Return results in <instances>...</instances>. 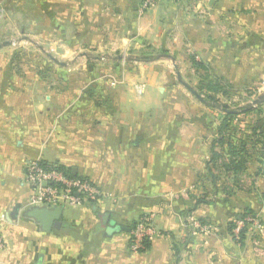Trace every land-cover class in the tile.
I'll return each instance as SVG.
<instances>
[{"label":"crops","instance_id":"obj_1","mask_svg":"<svg viewBox=\"0 0 264 264\" xmlns=\"http://www.w3.org/2000/svg\"><path fill=\"white\" fill-rule=\"evenodd\" d=\"M99 1L109 11L106 29L98 31L108 32L110 21L109 34L121 38L114 50L139 48L142 41L165 51L169 46L183 49L187 40V49L197 55L189 64L203 63L212 70L209 80L220 85L233 65L228 61L244 63V47L253 54L247 68L256 53H264V13L249 28V0H159L142 17L143 0ZM169 4L172 12L164 16ZM180 21L185 29L179 28ZM9 68L0 73V235L6 244L0 264H264V238L257 247L254 236L237 239L230 228L245 210L264 223V109L256 106L249 114L256 117L255 125L233 124L224 135L218 130L226 113L221 108L220 120L209 112L211 121L193 125L187 119L164 133V124L148 127L142 108L100 110L105 106L99 107L97 95L84 92L82 85L69 98L66 92L39 96L36 88H46L40 78H35L37 85L29 79L30 88L22 91ZM223 136L225 141L217 144ZM229 138L240 149L245 142L248 150L239 175L221 167L223 161L211 162L213 147L228 162ZM35 159L90 176L112 197L65 207L58 226L46 231L28 203L32 190L26 165ZM200 198L209 202L197 204ZM149 212L157 214L161 235L145 251L130 250L131 232L108 235L117 225L132 230Z\"/></svg>","mask_w":264,"mask_h":264},{"label":"rangeland","instance_id":"obj_2","mask_svg":"<svg viewBox=\"0 0 264 264\" xmlns=\"http://www.w3.org/2000/svg\"><path fill=\"white\" fill-rule=\"evenodd\" d=\"M108 1L113 0H105ZM170 6L165 7L164 16L172 12ZM103 7H99L97 0H0V43L13 41L10 46L0 49V73L7 71L10 65L9 77L14 78L13 83L19 82L18 89L22 91L30 88V80L35 82V78H40L46 82V88L45 91L43 87L36 88L39 96L47 91L66 92L69 98L78 91V85H82L84 92L97 95L99 107L105 106L100 110L107 108L117 113L124 108H142L147 110L148 127L164 124V133L171 132L170 127L175 128V124H182L187 119L192 120L193 125H199L203 119L211 121L212 117L220 120L218 114L221 113L219 108L210 111L212 108L208 104L202 103L178 82L173 61L167 55L175 58L183 78L191 87L204 99L214 95L219 106L240 110L264 94V53H256L258 57L252 61V67L247 68L253 54L244 47L245 64L228 61L229 66L233 65L225 71L221 88L217 93H210L205 89L208 81H199V77L207 78L212 70L198 66L199 63L189 64L190 57L196 54L187 49V40L180 39L185 45L183 49L169 46L165 51L142 41L139 48L114 50L113 43L121 38L109 34L113 32L108 26L110 21L106 23L108 32L98 31L105 28L103 22L108 16L109 7ZM247 10L245 23L253 29V24L264 13V0H249ZM90 24L93 29H89ZM184 25L180 21L179 28L185 29ZM251 31L247 30L246 34ZM81 53L88 57L80 56ZM50 55L65 65L53 61ZM157 55L165 57L156 59ZM119 56L125 60L118 59ZM56 108L51 109L53 114L59 111L58 105ZM255 122V116L241 114L235 124L251 126Z\"/></svg>","mask_w":264,"mask_h":264},{"label":"built area","instance_id":"obj_3","mask_svg":"<svg viewBox=\"0 0 264 264\" xmlns=\"http://www.w3.org/2000/svg\"><path fill=\"white\" fill-rule=\"evenodd\" d=\"M157 2L159 0H143L139 9V16H144L149 8ZM25 178L32 190L28 202L29 206L32 207H76L112 197L111 194L103 192L89 178L71 176L57 168V165L39 159L27 163ZM156 215L155 212H149L141 216L136 222L130 236V250L132 252H142L146 248L147 241H152L161 235L155 224ZM191 222L197 225L193 219ZM201 228L205 229L203 226ZM245 229H247L248 234L254 236L253 241L258 247L261 239L264 238L263 221L258 216L253 215L237 218L233 229L237 239L240 238V233ZM5 245V240L0 235V251L5 249Z\"/></svg>","mask_w":264,"mask_h":264},{"label":"trees","instance_id":"obj_4","mask_svg":"<svg viewBox=\"0 0 264 264\" xmlns=\"http://www.w3.org/2000/svg\"><path fill=\"white\" fill-rule=\"evenodd\" d=\"M163 53L164 52H162V54ZM144 59L145 58H143V60ZM198 65L202 68L204 67L203 63H199ZM205 80L208 81L207 85H205V89H207L208 91H213V93H217L219 88H221L219 81H213V80H209L208 77L207 78L202 77L201 81H205ZM206 100L208 101V103H206V104H208V106H210L211 108H220L219 104H216V102H215L216 98L214 95H210V96L206 97ZM213 103H215L216 105L214 106ZM263 105H264V101L261 102L260 104H258L257 107H261L259 109H263V107H264ZM247 106H244L243 108H241L239 113H225L224 114L222 121L220 122L219 127H218V130H219V132H221V135H224V132L226 133L227 131L231 130L232 125L235 124V121L238 119L239 115H241V114L249 115L254 110L258 109L256 106L247 109ZM263 134H264V132L260 133V135H263ZM223 140L225 141L224 136H223V138H221V140H217L216 142H217V144H219L220 141H223ZM228 140H230V142H231V144L229 145L230 158H229L228 162L222 160L223 155L221 153L217 152L214 147H213L212 152H211V162L217 163L219 161H223L220 163L221 167H224L225 169L227 168V170L231 169L239 175V173L244 171V169L246 167V163L248 162V157H246V153H245L248 150H247V148H245V142H243V144L241 145L242 148L240 149V148H237V145H235L230 138ZM260 142H262L263 146H264V140L261 139ZM57 168L65 171L67 174H69L71 176H75L74 174L71 173V171H69L68 169H66L62 165L58 164ZM208 202L209 201H207L205 199H201V198L197 200V204L198 203H208ZM246 215L258 216L252 210H245L237 218H243ZM136 222L134 223L132 229L134 228ZM234 227H235V221H233V223H231L230 228L233 230ZM246 233H247V229L243 230L240 233V238H242L244 235H246ZM150 242L151 241L146 242L145 250L150 246ZM145 250H143V251H145Z\"/></svg>","mask_w":264,"mask_h":264},{"label":"water","instance_id":"obj_5","mask_svg":"<svg viewBox=\"0 0 264 264\" xmlns=\"http://www.w3.org/2000/svg\"><path fill=\"white\" fill-rule=\"evenodd\" d=\"M11 44H13V41L9 40V41H5L0 43V49L10 46ZM80 56H86L88 57V55L86 53H81ZM51 59L59 64L65 65V63H62L60 61H58L54 56L50 55ZM162 57H165L164 55H157L156 59H160ZM168 58H170L173 61V66L175 68V74L177 77L178 82L184 86L185 88H187L189 90V92L191 94H193L196 98H198L201 102L203 103H208V101L206 99H204L193 87H191L183 78L181 71L179 69V67L177 66L176 62H175V58L172 56H168ZM118 59H124L125 57L123 56H119L117 57ZM264 101V94L260 95L257 99H255L252 103H250L247 106V109L251 108V107H255L258 104H260L261 102ZM213 105L215 106L216 104L213 103ZM221 110H223L226 113H239V109H230L227 105H223L220 106ZM63 206H54V207H34V209H32L31 214L32 216H34L41 224L42 228L46 231H50L54 226H58V222L60 220V218L62 217V213H63ZM120 231H128L131 232L130 228H125L123 226H114L112 228H109L108 230V235H112L114 233L120 232Z\"/></svg>","mask_w":264,"mask_h":264}]
</instances>
